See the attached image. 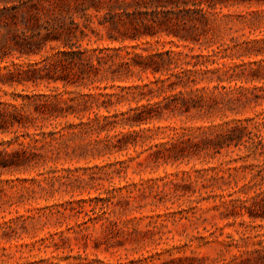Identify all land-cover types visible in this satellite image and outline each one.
I'll use <instances>...</instances> for the list:
<instances>
[{
  "label": "rangeland",
  "instance_id": "374dc122",
  "mask_svg": "<svg viewBox=\"0 0 264 264\" xmlns=\"http://www.w3.org/2000/svg\"><path fill=\"white\" fill-rule=\"evenodd\" d=\"M91 27L90 51L173 59L0 85L20 115L0 151L25 152L0 167V264H264V3L230 0L197 43ZM56 48L0 69L41 70Z\"/></svg>",
  "mask_w": 264,
  "mask_h": 264
},
{
  "label": "trees",
  "instance_id": "16d2710c",
  "mask_svg": "<svg viewBox=\"0 0 264 264\" xmlns=\"http://www.w3.org/2000/svg\"><path fill=\"white\" fill-rule=\"evenodd\" d=\"M230 0H0V63L5 59L37 55L46 46L56 44V52L44 59V67L29 71L15 68L0 69V85H24L37 80L62 81L75 84L96 76L109 58L122 59L113 71L107 65L106 71L128 74L132 68L153 73L166 69L172 61L170 51L149 56L148 61L125 52L121 48L93 49L82 47L88 33L97 36L91 27L92 17H98V25L107 30L110 42L139 40L146 37L165 35L184 42H199L207 26L209 16L226 6ZM263 2L264 0H242ZM91 14H90V13ZM82 19V23L76 22ZM201 32H198V29ZM50 49H54L51 47ZM166 56V58H164ZM167 70V69H166ZM28 72V73H27ZM44 72V74H41ZM178 76V75H177ZM18 113L0 110V128L19 123ZM20 116V115H19ZM140 120V119H138ZM24 151L6 153L0 151V167L17 166L23 162Z\"/></svg>",
  "mask_w": 264,
  "mask_h": 264
}]
</instances>
